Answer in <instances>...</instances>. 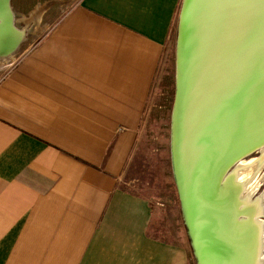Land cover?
<instances>
[{
  "label": "crops",
  "instance_id": "crops-1",
  "mask_svg": "<svg viewBox=\"0 0 264 264\" xmlns=\"http://www.w3.org/2000/svg\"><path fill=\"white\" fill-rule=\"evenodd\" d=\"M180 2L36 0L68 8L0 55V264H190L119 186Z\"/></svg>",
  "mask_w": 264,
  "mask_h": 264
},
{
  "label": "water",
  "instance_id": "water-1",
  "mask_svg": "<svg viewBox=\"0 0 264 264\" xmlns=\"http://www.w3.org/2000/svg\"><path fill=\"white\" fill-rule=\"evenodd\" d=\"M0 4L3 54H12L22 39L10 0ZM181 19L174 177L197 263L229 264L228 255L212 259L230 221L218 181L226 165L259 151L254 145L264 139V0H185ZM244 218L240 211L231 221Z\"/></svg>",
  "mask_w": 264,
  "mask_h": 264
},
{
  "label": "rangeland",
  "instance_id": "rangeland-1",
  "mask_svg": "<svg viewBox=\"0 0 264 264\" xmlns=\"http://www.w3.org/2000/svg\"><path fill=\"white\" fill-rule=\"evenodd\" d=\"M35 2L36 0H10L14 26L24 32L22 39H26L24 43L28 44L22 45L23 48L42 42L49 32L46 25L49 19L48 12L41 19L43 26L38 27L37 19L36 23L34 22L33 16L36 17L40 9L53 8L50 13L54 16L60 15L68 8V5H59V3L56 8L35 7ZM184 4L185 0H181L141 126L138 143L119 186L122 190L150 201L154 213L151 229L154 237L185 246L190 264H198L184 221L172 160V122L177 97L179 41ZM263 152L264 149L254 152L243 162L259 161L263 157ZM255 167L257 172L253 180L255 182L256 179L257 188L253 192L251 201L263 197L264 206V163ZM235 168L236 165L231 167L228 174H231ZM253 185H256V182ZM261 220L264 221L263 215Z\"/></svg>",
  "mask_w": 264,
  "mask_h": 264
},
{
  "label": "bare ground",
  "instance_id": "bare-ground-1",
  "mask_svg": "<svg viewBox=\"0 0 264 264\" xmlns=\"http://www.w3.org/2000/svg\"><path fill=\"white\" fill-rule=\"evenodd\" d=\"M2 14L3 13L0 12V15ZM1 23L0 55L3 54L4 50L1 47V43L3 40L5 41V30L3 29L5 20L2 17ZM20 37H22V34H20ZM10 54L11 51L5 56ZM178 115L179 114L176 113L175 128H177L180 123L177 119ZM254 146H257L258 148L261 147L259 151L264 149V139L259 144L256 143ZM262 156L261 160L250 163L243 162L245 159L238 161V163L235 164V170L231 174H228V170L233 166L232 164H234L233 161L226 165L221 173L220 181L218 182L220 183V188L225 190L226 193L222 195L220 192V194L222 195L221 198H225V202H227L226 208L223 209L221 213L224 217L225 214L228 215L230 221L226 223V217V237L224 236L226 241L220 243V250L213 252L212 259L215 262L217 258H223V261H225L228 255V259H230L229 264H264V221L261 220V216L264 215L263 205L260 199L251 201L253 192L257 188L256 179V185H253L255 183L253 180L255 178V172H257L255 166L259 167L264 163V152ZM240 211L245 217L244 222L239 225H234L231 220L234 221L233 217L238 215V212ZM229 240H231L230 243H228ZM229 245H233L232 251L228 249Z\"/></svg>",
  "mask_w": 264,
  "mask_h": 264
},
{
  "label": "flooded vegetation",
  "instance_id": "flooded-vegetation-1",
  "mask_svg": "<svg viewBox=\"0 0 264 264\" xmlns=\"http://www.w3.org/2000/svg\"><path fill=\"white\" fill-rule=\"evenodd\" d=\"M16 30H17V28H16ZM17 31H19V30H17ZM21 43H19L18 45H16V48L13 50L14 52L13 53H15L16 51H18L19 50V48H21V45H20ZM260 200H261V202H262V205H263V197H261V198H259ZM263 211H264V206H263ZM264 216V215H263Z\"/></svg>",
  "mask_w": 264,
  "mask_h": 264
}]
</instances>
